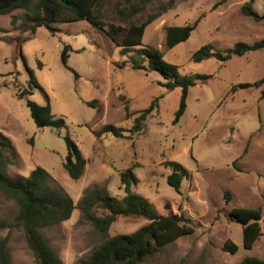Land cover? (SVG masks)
<instances>
[{"label": "rangeland", "instance_id": "1", "mask_svg": "<svg viewBox=\"0 0 264 264\" xmlns=\"http://www.w3.org/2000/svg\"><path fill=\"white\" fill-rule=\"evenodd\" d=\"M169 1L153 0L129 17L120 13L129 12L127 0H109L98 13L104 21L126 27L158 13ZM173 1L172 8L146 28L143 43L159 49L165 61L178 67L180 79L193 83L177 122L182 89L164 88L165 80L156 71L133 69L134 64L148 62L137 52L139 47H116L87 21L53 24L54 33L41 27L31 34L18 29L29 15L26 11L0 15V131L18 154L5 174L27 177L41 166L74 200L77 208L69 220L43 230L63 264H80L105 239L131 234L149 223L143 217H119L103 235L78 208L92 189L121 200L125 196L121 176L129 169L137 178L131 182L132 191L150 200L157 213H178L181 207L201 225L138 264H240L248 257L264 262V85L242 87L264 78V48L226 62L210 58L195 63L191 58L204 46L225 53L238 42L263 41L264 0L253 2L260 20L242 13L249 0ZM195 22L198 26L186 42L167 49V27ZM5 38L27 40L21 44L22 54ZM65 46L70 47L71 69L62 63ZM30 72L46 94L31 88ZM24 90L31 94L19 99ZM27 98L40 105L49 103L64 125L38 128ZM156 99V108L135 130L137 119ZM105 125L122 129L124 138L111 132L96 136ZM66 137L87 160L78 180L71 179L63 166ZM167 162H177L189 172L181 195L167 184L171 172ZM233 208L261 209L263 235L251 250L243 247L242 226L228 219ZM17 213L14 201L0 198V222L13 223ZM94 214L106 212L97 206ZM0 237L9 238L13 264H36L22 230L0 229ZM228 240L239 247L235 254L225 250Z\"/></svg>", "mask_w": 264, "mask_h": 264}, {"label": "trees", "instance_id": "2", "mask_svg": "<svg viewBox=\"0 0 264 264\" xmlns=\"http://www.w3.org/2000/svg\"><path fill=\"white\" fill-rule=\"evenodd\" d=\"M109 0H0V15L11 14L17 10L26 11L29 15L22 20L18 29L22 32L35 34L41 27L54 33L53 24H67L78 21H87L90 25L104 32L116 47H139L138 53L147 59V65L134 64L133 69L156 71L165 80L161 85L167 90L180 87L182 96L180 107L176 114V122L181 118L186 109V99L192 82L180 79L178 67L164 60L162 52L152 46L143 43L146 28L163 13L170 10L173 0L161 6L158 13L148 15L146 20L140 23H130L123 27L104 21L98 13V8ZM129 2V12L121 10V14L134 16L145 9V5L153 0H136ZM254 0H249L242 6V13L254 20L261 17L253 7ZM17 20L13 18L12 25ZM198 22L186 26H170L166 29L165 45L167 49H173L180 43L186 42L192 32L197 28ZM8 43H16L22 54L21 44L25 43L19 38H5ZM264 48V40L253 44L244 42L236 43L233 48L225 53L214 51L211 46H204L193 53L192 61L200 63L206 59L214 58L219 62H226L233 56H243L249 52ZM69 46H65L61 55L65 68L71 69L68 62ZM31 75L32 86L44 89L38 83L35 76ZM204 79L209 78L204 76ZM264 85V78L253 84H244L242 87L260 88ZM31 91L24 90L18 93L19 99H24ZM46 94V93H45ZM47 96V95H46ZM264 97V88L261 91ZM158 99L145 110L137 119L135 130L140 128V122L144 120L157 106ZM27 107L35 125L38 128H60L64 125L63 119H56L51 111L50 104L40 105L30 99L26 100ZM111 132L115 137L124 138L123 130L113 125H105L96 136ZM67 156L63 164L68 176L78 180L83 176L87 160L83 157L78 145L69 137L65 139ZM17 151L12 140L0 131V198L12 200L18 207V213L13 223L0 222V229L17 228L24 233L27 246L31 250L36 264H63L58 253L50 246L49 240L43 233L44 229L59 225L69 220L77 208L72 197L58 185L50 174L41 166L31 171L29 176H6L8 167L14 165L17 160ZM170 169L166 181L174 191L181 195V187L184 180L189 177V172L177 162H167ZM124 185L125 196L118 200L110 196L107 191L100 189L87 190L80 201L78 208L84 215H88L94 221L95 228L107 235L113 222L119 217H143L149 223L131 234H119L105 239L92 255L80 262V264H138L157 250L173 243L177 239L193 234L201 225L187 215L181 207L178 213L169 211L167 215L159 214L153 204L147 198L134 193L131 182L137 178L128 170L121 176ZM225 202H229V193L224 194ZM99 206L104 210L103 216H96L94 209ZM169 205H167V209ZM228 219L242 226L243 247L251 250L254 243L263 235L260 221L261 209L233 208ZM225 250L235 254L239 247L228 240L224 244ZM0 264H13L9 238L0 237ZM240 264H264L263 261L248 257Z\"/></svg>", "mask_w": 264, "mask_h": 264}]
</instances>
